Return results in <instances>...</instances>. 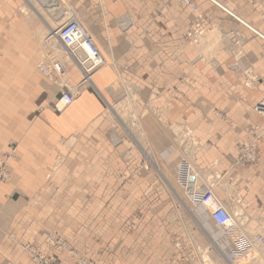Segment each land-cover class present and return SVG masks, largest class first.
<instances>
[{
  "label": "crops",
  "instance_id": "1",
  "mask_svg": "<svg viewBox=\"0 0 264 264\" xmlns=\"http://www.w3.org/2000/svg\"><path fill=\"white\" fill-rule=\"evenodd\" d=\"M48 1H36L44 11L31 5L34 15L41 18L40 27L32 25L37 33L40 28L47 29L42 14H52ZM65 1L82 10L80 23L93 34L95 45L108 63L92 74L91 84L82 83V74L75 66L69 68L66 84L52 83L34 70L32 104L22 103L21 92L16 91L11 100L7 91H0V160L9 152L10 145L15 146L16 154L9 162L11 179L0 184V264H32L23 244L40 245L47 232L66 234L69 230L72 187L57 184L56 178H69L71 172L127 171L119 165L125 150L119 145L124 142L104 136L111 127L107 100L117 96L114 86L120 80L128 82L137 96L136 122L161 172L176 174L177 162L183 156L171 129H189L198 145L192 159L195 168L212 177L220 175L226 186L234 187L232 192L241 197L240 207L245 209L250 224L262 226L264 137L258 143L254 166L238 168L233 163L238 149L252 140V130L264 128L263 119L253 111L264 95V40L259 37L264 36V0H215L221 8L207 0H196L198 13L206 24V38L202 40L206 44L201 47L187 38L199 21L198 15L173 0ZM14 7L17 10V4ZM10 10L12 7L2 6L0 15L7 16ZM12 15L16 20L9 31L18 30L19 34L16 40L3 36L0 46L15 55L21 48L20 41L33 31L17 12ZM231 31L243 35L242 57L233 58L230 53L234 44L229 36ZM212 34L214 38L208 41ZM204 50L209 52L208 59L202 55ZM30 58L31 64L39 60L32 53ZM245 69L257 76L256 89L243 85ZM67 85L78 86V94L63 113H55L51 104L58 98L60 88ZM74 137L78 141L69 153L67 142ZM87 154L89 160H94L91 171L84 162L88 160ZM73 162H78V166L72 167ZM118 189L116 185L94 189L82 186L78 192L91 194L83 207L107 210L118 208V203L125 207ZM224 200L232 209V197ZM195 214L198 219L204 215L199 219L201 224L230 260L232 245L225 236L215 235L216 227L208 219L206 208H196ZM97 215L94 219H102ZM261 229L263 226L256 231ZM88 234L73 233V242L78 249L88 248V256L94 257L97 264H144L143 258L149 252L145 236L132 235L121 246L126 251L124 258L129 259L116 261L111 258L113 244H109L115 238L97 234L92 241ZM131 245L134 248L130 249ZM43 251L52 253L47 248ZM58 259V264H72L64 256L58 255Z\"/></svg>",
  "mask_w": 264,
  "mask_h": 264
},
{
  "label": "rangeland",
  "instance_id": "2",
  "mask_svg": "<svg viewBox=\"0 0 264 264\" xmlns=\"http://www.w3.org/2000/svg\"><path fill=\"white\" fill-rule=\"evenodd\" d=\"M36 1L37 0H0V9L5 5H7L9 9L12 7V11L10 10L7 16L0 15V23H2L0 38H4L3 36L8 35L14 37L16 40V36L19 34L18 30H14L13 32L9 31V27L16 20L12 15L14 11L18 13L19 19H21L24 25L26 24L28 28L33 31V33L25 35L26 39L23 38V40L20 41L21 48L15 55H13L14 53H8L9 50L7 48L0 46V91H7V93L11 95V100L14 99L13 95L16 91L21 92L23 95L22 103L24 105L28 103L32 104L34 101L33 97L30 95L31 84L36 82H32L34 81L33 71L37 69L40 73L38 63L44 56L42 44L46 32L39 30L37 33L38 30L32 27L34 23L39 27L41 25V18L34 15L32 6L33 8L35 7V10H41L42 8L44 11L43 5H38ZM173 1L181 8L198 15L199 21L194 25L192 32L187 34V38L189 42L197 43L200 47L201 45H205V41L202 40L206 38L204 35L206 32V24L202 21L198 13L196 0H191L194 4V8L183 6L177 0ZM207 1L220 7L215 0ZM14 4H17V10H14ZM49 9L52 11V14H50L51 16L42 14V19H46L45 21H47L51 28H58L62 21L67 19V14H73L74 17L81 22L82 10L65 0H60V2H58V7H50ZM262 19L264 20V14L262 15ZM237 22L243 24L241 21ZM229 36L234 43L233 49L230 50L231 55L234 56L233 58L242 57L241 47L244 44L243 35L240 32L231 31ZM259 37L264 40V36L259 34ZM93 40L96 43L95 38H93ZM98 51L100 52V50ZM31 53L36 59H39L35 64L30 63ZM208 53L207 50H204V52L202 51V55L207 59ZM100 54L102 55L101 52ZM16 57H20V61L15 60L14 58ZM106 62L105 60L104 65ZM68 72L69 71L66 72V76H64L62 80L59 79L56 83L58 84L60 82L61 84H66L65 80L67 79ZM242 77L245 87L249 89H256L258 87L259 80L251 70L245 69V71L242 72ZM43 78L45 77L43 76ZM120 81L114 86L116 92L118 91L117 96L114 97V99L108 98L107 100V114L111 121V127L104 136H113L120 142H124V144L119 145L125 148L124 153L120 156L119 165L127 171L71 172L69 178L65 179L62 176L56 178L57 184H68L72 187L70 194V216L72 225L69 230L65 231L66 234H64L63 231L47 232L40 245L30 243L23 244L22 248L29 255L31 263L58 264V255H61L69 258L72 264H97L94 257L88 256L90 252L88 248L83 247L78 249L73 242V233L87 231L89 233L87 236L90 237L92 241L98 236L97 234L110 235L115 238V241H110L109 244H113V249L111 248L113 250L111 258L116 261L127 259L124 258L126 254L125 248L121 246L130 240V236L132 238V235H143L146 239L145 248L149 250L148 256L145 255L143 258L145 259L144 264H147V262L149 264H229L227 260L232 264H241L242 261L240 256L238 258L231 255L232 258L230 260H225L226 256H224L222 250L219 249L217 240L213 241L211 239L207 229L203 227V224H201L199 220L204 215L200 216L199 219L197 218L195 209L204 208V206L195 204L191 198V193H202L206 190H211L223 202H226L224 199L229 200V197H232V201L230 202L232 209L230 211L236 214L235 219L238 226V228L233 230V236L237 237L241 234L245 235L246 238H253L256 235H262L264 237V224L262 225L263 229L257 232L256 228H261L262 226L260 224H257V226L250 224L245 209L240 207L242 205H239L241 197L235 192H232V190H235L234 187L226 186V183L219 178L220 175H217V178L209 176V174L205 172L203 175L195 168L192 159L196 152L194 149H197L198 145L189 129L185 127L171 129L183 156L180 157L177 162L176 174L175 172H161V167L158 162L153 159L151 151L145 143L144 134L136 122L137 118L134 114V103L137 100V96L128 82L124 80ZM50 82L55 83L53 81ZM67 86L70 87L69 85ZM120 93L122 97L119 98ZM263 100L264 95L258 103ZM255 106L256 104L254 107ZM215 115L221 120L226 121L221 114L215 112ZM263 130L264 128H255L252 130V137L260 136V142L264 137ZM77 141L78 138L74 137L67 142L70 146L69 153L74 150ZM10 152L15 154L14 145L9 146V152L5 155H8ZM14 158H16V154L12 160H14ZM89 158L90 154H87L88 160L84 162L86 167L91 171V169L94 168V160H89ZM186 162L189 163V168L191 170V172H188V188H184L179 181V165L181 163L186 164ZM71 166L77 167L78 162H73ZM54 173L57 174V172ZM8 175V179L0 181V184L6 183L11 179L10 172H8ZM48 180H50V178ZM111 185H116L119 188L118 190L121 191L118 195L123 202L125 201V207H122V203H118V208L107 210L83 207L84 201H90L91 194H80L78 192V187L87 186L94 189ZM104 195L105 194H103V196ZM97 213H99V215H97ZM96 215L102 219H94ZM214 231L215 235L218 234V238L220 234L224 237V234L220 233L216 228H214ZM138 238L143 237L138 236ZM130 242L133 244V241ZM133 245H131L130 249L134 248ZM43 248L51 250L53 254H46ZM255 250L261 253V260L258 264H264V246L258 247ZM205 260H207V262Z\"/></svg>",
  "mask_w": 264,
  "mask_h": 264
},
{
  "label": "built area",
  "instance_id": "3",
  "mask_svg": "<svg viewBox=\"0 0 264 264\" xmlns=\"http://www.w3.org/2000/svg\"><path fill=\"white\" fill-rule=\"evenodd\" d=\"M59 38L66 53L74 54L75 51H83L85 53L82 60H75V62L78 63V69L84 81L90 83L91 75L105 63L104 59L95 48L92 38L88 33L84 32V29L80 28L78 23L73 22L65 24V28L60 32ZM42 73H46L45 70H43ZM64 74L65 70L61 65H51L50 79L56 80L62 78ZM72 93V91L59 93L57 98L58 105L55 107V112H60L64 107L72 104L74 100ZM255 111L264 118V102L257 105ZM259 140L260 136H255L248 145L241 146L238 149L235 161L237 166L248 167L256 164ZM13 157V152L5 156L3 162L0 163V172H6L7 160ZM181 167L183 166L181 165ZM186 176H189L188 172H179V181L184 188H188ZM195 196V202L206 208L207 216L211 223L216 228L220 229L225 237L229 238L232 245V252L234 253L233 255H245L251 248V242L244 236H241V234L237 237L233 236L234 233L232 232L235 228L233 225L235 217L231 214L227 203L219 199L211 190H206ZM257 242L262 243V238L258 237Z\"/></svg>",
  "mask_w": 264,
  "mask_h": 264
},
{
  "label": "bare ground",
  "instance_id": "4",
  "mask_svg": "<svg viewBox=\"0 0 264 264\" xmlns=\"http://www.w3.org/2000/svg\"><path fill=\"white\" fill-rule=\"evenodd\" d=\"M179 3H181V5L183 6H188L189 8H194V4L192 3L191 0H177ZM49 3V7H58V2H60V0H49L48 1ZM66 16L67 19L65 21H62V23L60 24V26L58 28H51L50 25H48L47 21H46V25H47V29H41L40 28V31L43 30L46 32V35H45V38L43 40V44H42V50L44 51V56L40 59L41 61L38 63V68H39V71L40 73L48 80L50 81H53V82H57L60 78L58 79H50V67L51 65H54V64H59L61 65L64 70H65V74L62 76V78L64 76H66V72L69 70V68L73 66L77 67L78 68V63L75 62V60H82L85 56V53L83 51H78V52H74V54H69V53H66L65 50L63 49V46L60 42V32L64 30L65 28V24L69 23V22H73V23H78L80 25V28L84 29V32L88 33L85 28L83 27V25L80 23V21H78L73 14H67ZM48 18V17H46ZM75 18V19H74ZM46 20V19H45ZM56 29V30H55ZM88 35L92 38L93 40V36H91L89 33ZM213 35V36H212ZM212 35H209V38H207L208 41H210V38H214V34ZM94 42V40H93ZM207 42V41H206ZM94 46L95 48L97 49L98 51V48L97 46L95 45V42H94ZM63 52V53H62ZM98 53L100 54V52L98 51ZM65 54V56H64ZM61 55V56H60ZM100 56L104 59L105 61V58L100 54ZM43 70H45L46 73H42ZM42 71V72H41ZM80 71V70H79ZM48 72V73H47ZM81 73V72H80ZM82 83H87L86 81H84L83 77H82ZM90 84H91V80H90ZM66 91H72L73 93V96H74V100L78 94V86H71V87H61L60 90L58 91V94L60 92H66ZM73 100V102H74ZM72 102V104H73ZM264 102V100L262 101ZM260 102V103H262ZM260 103L256 104L259 105ZM71 104V105H72ZM58 105V99H56V101L52 104V109L53 111L55 112V107ZM70 106V105H69ZM69 106H66L64 107L60 112H55V113H58V114H61L63 113L64 109L69 107ZM255 106V107H256ZM255 107H254V112L257 113L255 111ZM258 114V113H257ZM259 115V114H258ZM261 116V115H259ZM262 117V116H261ZM263 118V117H262ZM264 120V118H263ZM252 141V140H251ZM15 155V154H14ZM6 155L3 156V158L0 160V163L3 162L4 158H5ZM15 159V158H14ZM10 160H12L11 158L7 160V168H6V172H0L1 174V178H0V181H4L6 179H8V172H9V162ZM236 161V160H235ZM234 161V162H235ZM181 165L183 167H181ZM234 166L235 167H238V168H246V167H240V166H237L236 163H234ZM179 172H190V168H189V164L186 162L185 163H181L179 165ZM188 177L189 176H186V181H188ZM235 183V182H234ZM233 185V184H232ZM201 192H194V193H191V196H192V200L195 204H197L195 202V199H196V196L195 195H198L200 194ZM240 200H239V205L240 204ZM200 205V204H199ZM201 206V205H200ZM230 209V208H229ZM231 210V209H230ZM231 212V211H230ZM231 214L235 217L236 214L232 213ZM233 225L235 226V228H238L237 226V221L236 219L234 218V223ZM234 228V229H235ZM245 232V230H244ZM247 235H249L248 233H245ZM241 236H244L246 238L245 235H241ZM260 237L262 238V243H258L257 242V238ZM229 239V238H228ZM247 240H249L251 242V248L250 250L244 255H239L241 257V261L242 263L241 264H258V262H260L261 260V253L257 250H255L256 248L258 247H263L264 246V237L262 235H256L254 236L253 238H249L247 237L246 238ZM52 242V240H51ZM234 253L232 252L231 255L233 257H238L239 256H234L233 255ZM225 260H227V258H225ZM207 262V260H205ZM210 262V261H209ZM227 262L229 264H232L230 263L228 260ZM213 264V263H212Z\"/></svg>",
  "mask_w": 264,
  "mask_h": 264
},
{
  "label": "water",
  "instance_id": "5",
  "mask_svg": "<svg viewBox=\"0 0 264 264\" xmlns=\"http://www.w3.org/2000/svg\"><path fill=\"white\" fill-rule=\"evenodd\" d=\"M190 180H192V179H190Z\"/></svg>",
  "mask_w": 264,
  "mask_h": 264
}]
</instances>
